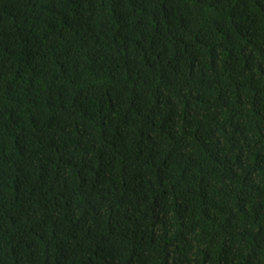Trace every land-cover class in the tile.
I'll use <instances>...</instances> for the list:
<instances>
[{"label": "trees", "instance_id": "1", "mask_svg": "<svg viewBox=\"0 0 264 264\" xmlns=\"http://www.w3.org/2000/svg\"><path fill=\"white\" fill-rule=\"evenodd\" d=\"M0 264H264V0H0Z\"/></svg>", "mask_w": 264, "mask_h": 264}]
</instances>
